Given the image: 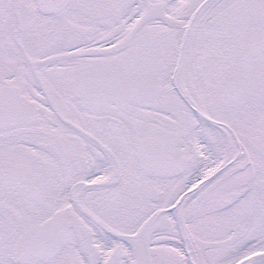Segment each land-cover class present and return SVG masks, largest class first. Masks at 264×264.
<instances>
[{
	"label": "snow or ice",
	"instance_id": "obj_1",
	"mask_svg": "<svg viewBox=\"0 0 264 264\" xmlns=\"http://www.w3.org/2000/svg\"><path fill=\"white\" fill-rule=\"evenodd\" d=\"M0 264H264V0H0Z\"/></svg>",
	"mask_w": 264,
	"mask_h": 264
}]
</instances>
